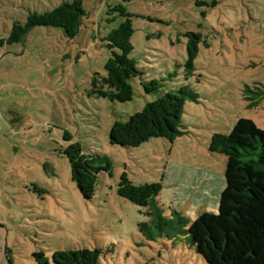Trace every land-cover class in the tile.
I'll use <instances>...</instances> for the list:
<instances>
[{"label":"rangeland","instance_id":"obj_1","mask_svg":"<svg viewBox=\"0 0 264 264\" xmlns=\"http://www.w3.org/2000/svg\"><path fill=\"white\" fill-rule=\"evenodd\" d=\"M71 0H0V39L30 12ZM132 13L130 56L142 71L133 96L120 102L91 94L95 72L110 56L105 36ZM73 37L60 27L34 26L22 40L0 43V264H49L61 249L100 247L99 264H207L188 234L147 239L138 222L144 207L119 196L123 172L134 184L162 181L156 201L192 219L217 211L227 158L209 151L214 133H229L247 117L264 129V0H85ZM197 41L194 74L185 77L187 43ZM198 37V38H197ZM158 79L147 93L140 80ZM188 84L183 134L151 137L137 147L112 144L109 130L147 102ZM78 141L107 156L94 195L84 198L64 153Z\"/></svg>","mask_w":264,"mask_h":264},{"label":"trees","instance_id":"obj_2","mask_svg":"<svg viewBox=\"0 0 264 264\" xmlns=\"http://www.w3.org/2000/svg\"><path fill=\"white\" fill-rule=\"evenodd\" d=\"M84 1H62L50 10L30 12L25 23L13 24L5 40L18 42L29 29L41 25L60 27L66 36L73 37L85 14ZM111 9L117 11L123 20L104 38L110 56L104 65L105 73L93 74L90 92L97 97L124 102L133 96L131 79L141 77L142 71L130 56L134 30L132 13L123 4ZM5 40L0 39V43ZM197 52V41L191 37L187 43L186 78L194 74ZM140 83L147 93L159 90L163 84L156 78L141 79ZM189 100H197V94L188 84L166 91L127 120L114 121L109 130L110 142L137 147L151 137L173 141L184 133L182 118L184 105ZM64 138L69 141L64 153L69 160L71 179L84 198H91L98 173L106 171L111 174L112 162L107 156L86 151L80 142H72L67 131ZM208 148L210 152L224 154L227 158L225 186L220 192L216 212L204 210L193 219L177 208L170 207L168 213L156 201L163 187L162 181L134 184L126 172L120 176L117 192L144 207L142 213L149 219L138 222V228L147 239L174 238L186 233L190 244L207 264H264V129L252 119L240 117L229 133L212 134ZM102 254L103 249L97 246L69 248L55 251L52 259L54 264H99ZM34 256L38 264H49L43 252H35ZM9 262L12 264L11 259Z\"/></svg>","mask_w":264,"mask_h":264}]
</instances>
